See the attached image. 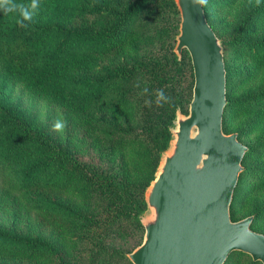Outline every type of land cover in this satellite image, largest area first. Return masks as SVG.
I'll use <instances>...</instances> for the list:
<instances>
[{
	"label": "rangeland",
	"instance_id": "374dc122",
	"mask_svg": "<svg viewBox=\"0 0 264 264\" xmlns=\"http://www.w3.org/2000/svg\"><path fill=\"white\" fill-rule=\"evenodd\" d=\"M132 1L71 0L75 5L72 9L79 12L74 13L71 22L83 14L88 21L93 20L94 30H99L111 23L110 15L124 10ZM204 7L222 46L226 69L227 103L222 129L226 134L236 133L247 147L230 217L238 221L253 215L251 229L264 234V0H207ZM179 23L175 0H149L122 30L117 48L93 54L88 50L70 66L66 74L67 96L62 101L29 91L14 79L0 81V92L38 125L46 127L57 143L68 147L79 160L93 161L125 181L135 198L145 197L163 157L158 151L161 127L169 121L173 107L175 115H187L192 99L189 54L183 51L179 58L174 51ZM176 56L180 64L174 61ZM136 60L162 69L165 82L159 89L171 97L169 103L156 104L158 88L145 74L105 82L103 93L86 103L71 97L78 93L77 82L107 75L109 70ZM144 88L149 89L148 93L143 92ZM145 101H150L151 106ZM85 111L89 113L86 119ZM58 118L67 123L63 135L52 130ZM56 170L57 177L53 174L46 184L37 180L33 188L40 206L36 214L32 212L25 220L5 203L0 205V226L12 224L20 233L29 232L55 242L69 264H132L128 253L142 242V220L120 215L117 206L98 192L91 193L86 202L75 200L67 188L69 183H61L59 175L65 170L61 166ZM85 220L95 225L83 226ZM5 261L59 264L55 256L40 250L0 258V262ZM224 264L262 263L235 251Z\"/></svg>",
	"mask_w": 264,
	"mask_h": 264
},
{
	"label": "trees",
	"instance_id": "16d2710c",
	"mask_svg": "<svg viewBox=\"0 0 264 264\" xmlns=\"http://www.w3.org/2000/svg\"><path fill=\"white\" fill-rule=\"evenodd\" d=\"M70 1L41 0L39 14L27 28L17 23V15L0 12V81L14 79L29 91L62 101L67 96L66 74L70 66L88 54V50L93 54L98 50L104 53L117 48L122 30L149 0H133L124 10L110 15L111 23L99 30H94L93 20L88 21L83 14L79 20L71 22L74 13L79 12L72 9L75 5ZM18 2L27 3L28 0ZM174 61L181 63L177 56ZM138 74L148 75L156 89L165 82L159 66L136 60L109 70L107 75L77 82L78 93L71 97L74 101L86 103L103 93L105 82L120 77L130 79ZM175 110V107L171 108L169 121L161 127L158 147L161 155L173 139ZM88 115L85 111V119ZM59 166L65 170L59 175L63 178L61 183H69L67 188L70 187L75 200L86 202L91 193L98 192L117 206L120 215L132 217L137 222L142 220L147 210L145 197L135 198L125 181L93 161L79 160L68 147L57 143L46 127L38 125L31 115L0 92V205H10L20 217L29 220L31 213L36 214L40 208L33 189L37 180L46 184L53 174L57 177ZM232 203L233 197L230 210ZM86 221L83 226L95 225V222L88 224ZM38 250L55 256L59 264H69L55 242L29 232L20 233L12 224L0 226V258L10 259ZM0 264L13 263L5 261Z\"/></svg>",
	"mask_w": 264,
	"mask_h": 264
},
{
	"label": "water",
	"instance_id": "95a60500",
	"mask_svg": "<svg viewBox=\"0 0 264 264\" xmlns=\"http://www.w3.org/2000/svg\"><path fill=\"white\" fill-rule=\"evenodd\" d=\"M179 33L174 51L185 49L193 70L187 115H176L172 141L147 187L142 242L132 264H224L235 251L264 264V234L251 229L253 216L230 217V204L247 147L226 134L223 49L204 8L175 0Z\"/></svg>",
	"mask_w": 264,
	"mask_h": 264
},
{
	"label": "clouds",
	"instance_id": "9594fccd",
	"mask_svg": "<svg viewBox=\"0 0 264 264\" xmlns=\"http://www.w3.org/2000/svg\"><path fill=\"white\" fill-rule=\"evenodd\" d=\"M194 3L200 4L202 6L207 5V0H193ZM259 2V0H258ZM41 7V0H28L27 3L18 2V0H0V12L5 15L15 14L19 18L17 23L21 27H29V25L34 21V18L39 14ZM149 89L144 88L143 92L148 93ZM156 104L158 106H163V104L169 103L171 97L167 96L163 89H158L155 92ZM145 103L150 107L151 102L145 101ZM67 127V123L63 118H58L52 125V130L59 132L63 135Z\"/></svg>",
	"mask_w": 264,
	"mask_h": 264
}]
</instances>
